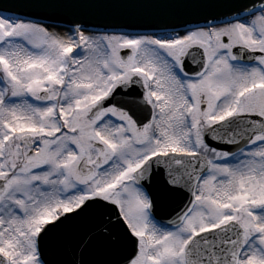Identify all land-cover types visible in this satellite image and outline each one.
Returning <instances> with one entry per match:
<instances>
[{"label":"snow or ice","instance_id":"obj_1","mask_svg":"<svg viewBox=\"0 0 264 264\" xmlns=\"http://www.w3.org/2000/svg\"><path fill=\"white\" fill-rule=\"evenodd\" d=\"M0 264H264V0H0Z\"/></svg>","mask_w":264,"mask_h":264}]
</instances>
